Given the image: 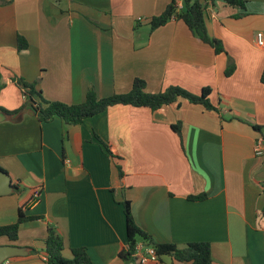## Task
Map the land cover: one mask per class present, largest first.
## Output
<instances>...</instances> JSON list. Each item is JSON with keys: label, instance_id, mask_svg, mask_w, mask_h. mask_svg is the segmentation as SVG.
<instances>
[{"label": "crops", "instance_id": "0c3cea01", "mask_svg": "<svg viewBox=\"0 0 264 264\" xmlns=\"http://www.w3.org/2000/svg\"><path fill=\"white\" fill-rule=\"evenodd\" d=\"M170 1L0 0V107H21L14 83L21 77L45 99L68 104L89 89L98 97L126 93L135 78L150 93L208 87L216 108L179 98L156 110L109 106L79 124L40 122L34 113L1 121L0 167L13 191L0 195V225L15 222L19 208L36 217L20 224L15 241L0 237V245L30 248L9 264H46L48 226L62 236L67 258L83 246L93 264H184L168 255L120 257L123 197L158 242L207 241L212 264H264V155L253 152L257 140L264 146V47L256 43L264 0H246L244 9L205 0L204 22L222 53L182 20L150 30L149 19ZM200 193L202 200L188 198Z\"/></svg>", "mask_w": 264, "mask_h": 264}, {"label": "trees", "instance_id": "16d2710c", "mask_svg": "<svg viewBox=\"0 0 264 264\" xmlns=\"http://www.w3.org/2000/svg\"><path fill=\"white\" fill-rule=\"evenodd\" d=\"M229 5L245 8L246 0H225ZM205 0H182L181 7L177 6V0H171L164 10L149 21L150 30H154L171 19L182 20L191 33L200 41L213 48L215 53L225 52L221 42L211 36L204 22ZM18 50L27 47V41L22 36L17 38ZM235 64L228 62L225 75L233 73ZM260 81L264 84V66L261 71ZM15 85L21 90L24 101L18 109L8 110L2 108L9 114L15 115L22 109H30L40 122H49L55 117L60 118L65 124H79L87 117L100 113L109 106L123 104L135 107H146L156 110L164 105L171 104L179 98L186 99L191 103L202 105L207 110H216L209 101L210 88L204 87L200 94H193L180 86H169L162 91L150 93L145 90L146 84L143 79L135 78L131 88L126 93L113 94L110 96L98 97L93 89L86 92L84 101L80 103L68 104L61 101L47 100L43 97L40 90L35 88L36 82H26L21 77L14 78ZM2 85L0 84V89ZM178 135L180 130L173 126ZM106 154L111 155L106 145H103ZM112 156V155H111ZM0 169H2L0 167ZM3 170V169H2ZM206 197L205 193L190 195V200H202ZM120 204L123 208L126 227L127 247L119 253L124 260L134 258L135 246L141 241L145 245L155 249L157 257L162 255L171 256L174 260L184 264H212L211 247L207 241H192L179 246L171 242H158L148 232L138 226L131 212L130 201L122 198ZM35 216L25 215L21 208L15 222L0 225V237L5 236L10 241H15L18 237L19 226L22 222L33 220ZM64 240L54 226H48L44 238V249L41 251L45 257L46 264H93L83 246L72 247L71 257L62 255Z\"/></svg>", "mask_w": 264, "mask_h": 264}, {"label": "water", "instance_id": "95a60500", "mask_svg": "<svg viewBox=\"0 0 264 264\" xmlns=\"http://www.w3.org/2000/svg\"><path fill=\"white\" fill-rule=\"evenodd\" d=\"M23 113H31L33 111L30 109H22L17 114L12 115L4 111L0 108V122L3 120H11V121H18L19 118L22 116ZM13 191V186L11 184V177L10 175L0 169V195H7ZM30 251L28 247H20L16 245H0V264L2 261L8 258L16 257V256H24L27 255Z\"/></svg>", "mask_w": 264, "mask_h": 264}, {"label": "built area", "instance_id": "2783aa9c", "mask_svg": "<svg viewBox=\"0 0 264 264\" xmlns=\"http://www.w3.org/2000/svg\"><path fill=\"white\" fill-rule=\"evenodd\" d=\"M177 6L181 7V4L178 0H177ZM256 43L259 46L264 47V36H263L262 32L256 33ZM253 150H254L253 152H254L255 156L264 155V146H263L261 140L256 141ZM38 195H39V192L36 190L33 193V198H32L33 201L37 200ZM134 256H136L139 259V262H145L147 259H153V260L157 259L155 249L152 246L145 245L141 241L137 242V244L135 246ZM42 259L44 260L45 257L42 256ZM8 261H9V258L2 261L1 264H9Z\"/></svg>", "mask_w": 264, "mask_h": 264}]
</instances>
